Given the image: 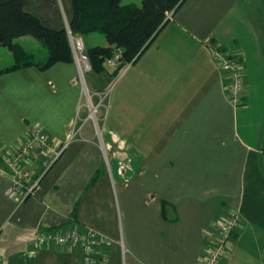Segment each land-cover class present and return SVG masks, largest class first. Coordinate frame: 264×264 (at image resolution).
<instances>
[{
  "label": "crops",
  "instance_id": "obj_1",
  "mask_svg": "<svg viewBox=\"0 0 264 264\" xmlns=\"http://www.w3.org/2000/svg\"><path fill=\"white\" fill-rule=\"evenodd\" d=\"M65 12L66 21H54L67 25ZM213 41L246 66L241 106L229 98ZM133 64L113 116L96 132L84 123L90 113L76 60L0 75L4 150L12 153L34 127L66 144L23 202L8 196L13 173L0 161V264H83L81 249L33 244L39 230L59 228L107 236L101 264H199L230 211L241 226L221 264H264V0H185ZM108 70L89 75L95 92L107 90ZM113 147L122 153L110 156ZM42 162L34 147L30 168Z\"/></svg>",
  "mask_w": 264,
  "mask_h": 264
},
{
  "label": "trees",
  "instance_id": "obj_2",
  "mask_svg": "<svg viewBox=\"0 0 264 264\" xmlns=\"http://www.w3.org/2000/svg\"><path fill=\"white\" fill-rule=\"evenodd\" d=\"M184 1L142 0L141 5H137L123 4L122 0H69L71 8L67 10L62 0L70 14L65 25L31 9V0H0V45L9 47L14 57L12 64L0 68V75L31 65L46 69L59 61H74L70 30L78 36L99 32L106 37L107 45L85 48L94 73L107 71L108 61L118 51L121 52L110 74V77H116L127 64L135 63L153 43L168 22L165 21L167 12H176ZM23 36H33L45 46L47 55L44 59L35 61L24 47L15 42Z\"/></svg>",
  "mask_w": 264,
  "mask_h": 264
},
{
  "label": "built area",
  "instance_id": "obj_3",
  "mask_svg": "<svg viewBox=\"0 0 264 264\" xmlns=\"http://www.w3.org/2000/svg\"><path fill=\"white\" fill-rule=\"evenodd\" d=\"M174 13V10L167 12L165 21L171 20ZM69 36L73 51L76 52L75 60L79 64L80 72L91 70V65L85 54L83 38L73 35L70 30ZM210 49L220 69L228 73L227 89L231 102L237 107L243 105L244 92L248 86L243 61L222 42H211ZM120 57L121 52L118 51L114 58L109 60V63L116 65ZM98 107L93 106L90 109V116L98 111ZM34 147H39L43 157V162L38 171H33L29 166L31 165V153ZM65 148L66 144L54 143L49 135L39 127H34L29 138L12 153L5 151L0 145V161L9 166L13 173L14 185L8 191V196L18 202H23L29 195L35 194L44 175L62 155ZM240 226L241 215L238 211H230L220 215L215 225V235L207 243L205 255L199 264H221L228 255V244ZM110 243L111 240L107 236L94 229L83 232L62 228L39 230L33 242L35 246L39 247L57 245L81 249L84 256L83 264L103 263L106 258V248Z\"/></svg>",
  "mask_w": 264,
  "mask_h": 264
},
{
  "label": "rangeland",
  "instance_id": "obj_4",
  "mask_svg": "<svg viewBox=\"0 0 264 264\" xmlns=\"http://www.w3.org/2000/svg\"><path fill=\"white\" fill-rule=\"evenodd\" d=\"M31 2H32L31 5L33 7L31 9H36L35 11H38L40 15L41 14L44 15L45 18H48V19L50 18L51 20H54L56 15L59 13L62 15L63 21H66V19L64 18L65 17L64 13H66L64 9L65 4H63L62 0H31ZM123 2L124 3L133 2V3H136L137 5H141L142 0H123ZM82 37L84 39L83 41L85 43L84 44L85 48H87L89 44L104 45L107 42L106 37L99 32H94L88 35H84ZM15 42L22 47L28 48L27 51L32 55L35 61L36 60L41 61L47 55V49L45 48V46L33 36L21 37V38L16 39ZM73 52H74V57H75L76 52L75 51ZM0 61H1L0 62L1 67H5L6 65H10L13 63L14 61L13 53L11 52L9 47L0 45ZM116 65H111L108 61V66L111 68V70H113L112 68L115 67ZM133 65H134L133 63L127 64L122 69L120 74L112 79L111 83L107 87V90L98 91V92H95V90L91 87V84L89 83V75L90 74L96 75L97 73H94V71L92 70H84L83 72H80V78L83 80V83H84V93L82 96V102L84 104L83 105L84 108L86 110L88 109L90 113L91 111L90 109L93 106H96V107L99 106L98 111L95 112L94 115L90 116L89 117L90 119L85 120L84 123L86 124L87 127L93 128L96 132L98 129L97 126H100L102 128V126L104 125L105 121L103 117H106V120H107L109 119V117L113 116L112 114L109 115V113L113 112L112 103H113L115 94L119 92L120 90H124L125 86L127 85V81H128L130 74L135 69V68L131 69ZM244 69H246L245 64H244ZM84 115L85 114L82 113L80 114V117L84 118L85 117ZM121 118L124 120H128L129 118L128 113L125 115V112H122ZM81 122H83V119L82 120L79 119L78 124H80ZM114 150L119 151L120 154L122 153L120 152L122 149L119 150L118 147H113L112 149L108 150V153L110 156H112V154L114 153L113 152ZM118 160L117 162L120 167L121 173L128 170V162L130 160L129 153H126L123 158H120L119 161ZM107 162H108V159H107ZM106 166H108L107 163H106Z\"/></svg>",
  "mask_w": 264,
  "mask_h": 264
}]
</instances>
